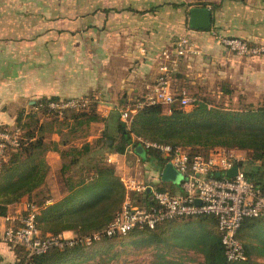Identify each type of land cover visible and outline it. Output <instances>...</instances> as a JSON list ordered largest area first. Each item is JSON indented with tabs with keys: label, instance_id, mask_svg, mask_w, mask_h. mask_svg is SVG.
<instances>
[{
	"label": "crops",
	"instance_id": "obj_1",
	"mask_svg": "<svg viewBox=\"0 0 264 264\" xmlns=\"http://www.w3.org/2000/svg\"><path fill=\"white\" fill-rule=\"evenodd\" d=\"M29 2L4 1L1 6L0 126H12L19 114L26 117L40 99L93 98L95 113L102 120L79 128L88 134L81 142L64 143L63 139L78 133V129L60 130L59 125L72 126L71 119L59 117L60 123H52L39 116L42 137L51 145L45 154L48 188L57 181L60 151L92 144L107 130L115 132L113 115L121 110L118 105L135 103L149 92L159 74L157 56L180 38L188 39L195 53L180 59L178 78L171 79L173 90L213 92L227 83L248 103L264 98V56L238 57L218 42V38H235L264 46V0ZM23 5L29 14L12 12ZM193 10L204 12L206 27L190 25ZM62 197L61 189L58 193L52 189L48 202ZM26 205L23 197L8 208L6 217H16ZM5 225V217H0V264H15L13 251L1 241Z\"/></svg>",
	"mask_w": 264,
	"mask_h": 264
},
{
	"label": "trees",
	"instance_id": "obj_2",
	"mask_svg": "<svg viewBox=\"0 0 264 264\" xmlns=\"http://www.w3.org/2000/svg\"><path fill=\"white\" fill-rule=\"evenodd\" d=\"M172 77L177 79L178 75L174 73L171 79ZM220 89L222 94V88ZM170 90L175 99L181 96V90L172 89L171 81ZM201 94L198 91L192 96L194 101L188 110L179 108L177 103L166 107L168 113H164L165 106L161 105L143 107L131 116L128 125L120 120L119 113H115L113 126L119 134L117 144L104 132L95 144L69 146L60 151V158L71 159L68 163L62 160L59 170L61 178L64 177V187L61 189L63 197L50 204L46 203L49 197H38L49 172L45 161L49 147L43 137L37 138L31 125L37 123L39 116L45 118L57 115L46 109L47 102L54 99L38 100L26 117L19 114L12 126H0L2 131H20L18 147L5 149L0 164V217H6L10 206L27 197V205H34L38 209L36 223L42 237L45 234L57 236L69 232L73 238H80L101 231L119 211L125 196L120 178L109 161L110 155H124L131 148L142 162L152 164L158 175L167 165V161L154 150H143L142 154H137L135 149L139 145L136 141L138 138L167 144L173 148L180 147L192 155L204 157L216 148L243 151L246 153V161L241 166L244 177L264 191V98L255 104L257 106L248 103L242 109L226 110L202 99ZM80 99L87 101L85 109L66 111L57 116L62 117L63 121L71 119V128L98 122L96 101L93 98ZM95 146L109 150L106 164L93 166L91 174L80 179L65 177L71 167L80 163V157ZM163 185L169 186L167 189L173 192L174 185L164 182ZM132 198L140 201V196L132 194ZM238 236L246 259L236 263L226 261L216 222L208 216L172 219L153 229H134L125 236L101 238L94 244L102 242L105 247L93 254L107 253L110 248L106 247L107 242L120 240V243H126L123 239L129 238L128 243L135 245H153L156 249L163 247L178 253L193 251L202 255L203 260L199 264H262L257 260L264 261V216L244 219ZM91 245L93 244L86 246L77 242L70 247H52L43 254L30 257L23 248L12 251L15 264H78L76 260L82 256L84 260ZM153 264L185 263L181 258L172 260L157 253Z\"/></svg>",
	"mask_w": 264,
	"mask_h": 264
},
{
	"label": "built area",
	"instance_id": "obj_3",
	"mask_svg": "<svg viewBox=\"0 0 264 264\" xmlns=\"http://www.w3.org/2000/svg\"><path fill=\"white\" fill-rule=\"evenodd\" d=\"M218 42L238 57L251 59L264 56V46L250 45L235 38H218ZM189 53L194 54L195 51L186 38L177 40L171 49L161 51L156 58L159 74L155 83L143 98L119 111L120 120L128 125L131 116L146 106L168 107L177 103L179 108L188 110L194 101L192 96L183 92L175 99L170 81L180 59ZM86 106L87 101L82 99H59L47 102L46 109L61 116L66 111H80ZM19 138V129L0 130V164L5 149L18 147ZM136 141L143 150L158 152L180 175L173 192L164 188L158 174L145 182L130 176L121 179L125 196L119 211L104 229L80 238H66L62 234L40 236L36 223L38 209L34 205H26L16 217H5L1 241L11 250L23 248L30 257L43 254L52 247L65 248L77 242L88 246L101 238L125 236L134 229H153L172 219L208 216L216 222L226 261H245V251L238 236L242 222L247 218L264 216V191L251 184L241 169L246 153L216 148L204 157L192 155L180 147L173 148L140 138ZM126 152L133 153V150L129 148ZM233 167H237L235 174L226 176V172ZM217 173L219 177H216ZM132 194L140 196V201H135Z\"/></svg>",
	"mask_w": 264,
	"mask_h": 264
},
{
	"label": "rangeland",
	"instance_id": "obj_4",
	"mask_svg": "<svg viewBox=\"0 0 264 264\" xmlns=\"http://www.w3.org/2000/svg\"><path fill=\"white\" fill-rule=\"evenodd\" d=\"M4 1H16V2H29V1H35V0H0V16L3 15V8L2 2ZM30 3V2H29ZM25 5V4H24ZM22 6L21 8H15L12 10V12L17 11L15 14H29L30 9ZM33 10V9H31ZM189 88V86H187ZM222 88V94L221 89ZM199 90V89H198ZM202 94L200 97H203L202 99L209 101L212 105H218L223 109H242L244 107H247L246 105L248 102L245 101V95L243 93H240L238 90L234 88H230V86L227 83H221L218 85L216 89L213 90V92H207L203 90H199ZM227 92V93H226ZM226 93V94H225ZM185 94L188 96H193L196 93L190 92V90L185 89ZM258 102L249 103L254 106H257ZM124 103H120L119 108L124 109L125 106H123ZM134 103L128 104L129 106L133 105ZM96 108V107H95ZM96 111V110H95ZM92 113V112H91ZM115 113H119L118 110L115 111ZM97 115V114H96ZM98 122L101 121V118L97 115ZM49 120V122H59V119L55 115H49L45 117ZM68 118V117H67ZM33 122V121H32ZM62 124L59 125L60 130L67 128L68 130H71L73 132L74 129L75 132H78L77 135H69L67 138L63 139L62 142L64 143H71L69 140L76 139V141H82L83 138H85L88 134L83 133V131L79 128L81 126H76V128H70L69 125ZM90 123L87 125V127H90ZM33 127V131L36 132L37 138H42V127L38 125V121L36 124L31 125V128ZM81 130V131H80ZM88 130V129H87ZM87 130H84L87 131ZM32 132V134L34 133ZM60 132V131H59ZM102 135V134H101ZM100 135V137H101ZM106 136L111 137L114 142L117 144L119 142V134L115 132H110L107 130ZM99 137V138H100ZM94 140L92 143L95 144ZM84 144V143H83ZM79 145V144H78ZM82 146V144H80ZM47 147H51L47 143ZM109 150H106L105 148H99L98 146H95L92 148V150L82 155L80 163L76 166H73L69 169V171L66 172L65 177H73L74 179H80L81 177H85L88 174H91L92 167L95 165L103 164L105 161L108 160L107 154ZM118 156V155H117ZM120 157L115 160L116 158L109 157V161L112 162V166L115 168L116 175L121 179H125L127 177H134L136 180L139 181H147L151 178V176H156L157 170L152 166V164L147 162H142L137 155L134 153H125L124 155H119ZM70 157H72L70 155ZM71 158L66 157V159L61 158V160L66 161L65 163H68V161ZM115 160V161H113ZM106 164V163H105ZM119 167V169H118ZM57 181L51 185L49 188L46 186L42 187L39 191L38 197L39 198H50V193L53 189L54 193H58L60 189H62L64 186L62 184V180L64 177L61 178L60 174L56 175ZM162 181V180H161ZM163 182V181H162ZM164 186V185H163ZM164 188H169V186L165 185ZM48 200V199H47ZM47 204H50L51 202L46 201ZM66 238L73 237L72 234L69 236H65ZM135 239V238H134ZM128 239H123L126 243H120V240H113L111 242L106 243V247H110L107 251V253H97L93 254L94 251H99V249H103L105 247V244L102 242L91 245L87 250L89 254L88 256L83 260L82 256L81 258L77 259L76 262L78 264H153L155 261V256L157 253H161L166 255L169 259L177 260L178 258H181L183 263L185 264H199L202 262L203 258L202 255L198 253H194L193 251H186V252H177L174 251H168L165 248H158L156 249L153 245H144V244H131L128 243ZM92 248V249H91ZM95 255V256H94ZM258 263L264 264L263 260L258 259Z\"/></svg>",
	"mask_w": 264,
	"mask_h": 264
},
{
	"label": "water",
	"instance_id": "obj_5",
	"mask_svg": "<svg viewBox=\"0 0 264 264\" xmlns=\"http://www.w3.org/2000/svg\"><path fill=\"white\" fill-rule=\"evenodd\" d=\"M206 21H205V14L204 12H200L197 10H193L190 13V25L195 28H204L206 27ZM135 152L137 154H142L143 149L141 147H137L135 149ZM237 167H233L231 170L226 172V176L231 177L235 174ZM216 177H219V174H216ZM160 179L165 183H172V184H178L180 181V175L170 166L166 165L161 173H160Z\"/></svg>",
	"mask_w": 264,
	"mask_h": 264
}]
</instances>
